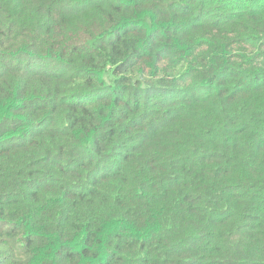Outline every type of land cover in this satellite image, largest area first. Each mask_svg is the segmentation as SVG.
I'll list each match as a JSON object with an SVG mask.
<instances>
[{"label":"trees","instance_id":"16d2710c","mask_svg":"<svg viewBox=\"0 0 264 264\" xmlns=\"http://www.w3.org/2000/svg\"><path fill=\"white\" fill-rule=\"evenodd\" d=\"M0 264H264V0H0Z\"/></svg>","mask_w":264,"mask_h":264}]
</instances>
